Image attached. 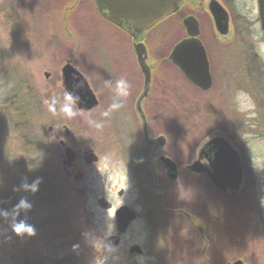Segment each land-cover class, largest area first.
Masks as SVG:
<instances>
[{
  "label": "flooded vegetation",
  "instance_id": "obj_1",
  "mask_svg": "<svg viewBox=\"0 0 264 264\" xmlns=\"http://www.w3.org/2000/svg\"><path fill=\"white\" fill-rule=\"evenodd\" d=\"M241 1L187 0L175 13L157 24L167 25L165 27L174 33L175 44L161 55L162 60L154 61L148 51L152 80L141 112L139 102L145 91V76L136 55L134 37L127 30L106 19L99 12L94 0H70L72 12L81 4H88L89 8L93 9L101 30L115 29L129 40L139 71V84L136 93L130 91L127 97L114 95L109 99L102 92L93 91L98 106L92 111L79 109L77 103L71 102L61 77L63 90L77 112L101 111L103 120L104 112L108 110L114 116L113 120H116V111L110 106L121 104L120 112L131 111L136 122V132L129 131L131 135L126 140L129 154L111 158L103 154L98 129L79 123L36 124L31 135L30 156L33 162L30 182L37 178L41 180L36 194L44 196L49 203L64 202L67 195L73 194L76 196L74 202L79 205L85 203L88 196L107 190L113 194L118 193V197L124 199V190H114L106 179L122 174L124 177L130 176L131 192L135 197L134 205L125 203L116 206L112 199L105 197L98 200L102 208L114 213L118 235L109 237L108 242H114L118 247L133 223L141 220L149 234L142 246H132L129 253L133 257L145 259L143 264H264V218H260V209L255 207L254 202L261 190H264V178H259L255 169L249 166L244 146L238 144L237 138L227 134V128H231L237 137L242 127L241 112L235 101L236 92L243 90L252 94L259 83L258 65L255 62L258 55L254 53L255 44L252 41L255 30H260L264 35L259 3L258 0H251L256 3L257 9L254 12L253 8V12L247 14L239 7ZM215 5L218 6L214 14L212 8H215ZM192 18L198 22L197 39L205 48L213 81L212 86L205 91L187 78L180 65L170 60L175 47L185 40L192 39L193 30L186 26V22ZM147 36L148 34L144 38L145 44ZM115 37L119 38L117 35ZM114 41L123 42L121 37ZM243 47L245 51L246 48L253 51V54L243 55ZM191 54L189 47L188 51L180 54L178 60L181 61L180 57H189ZM69 62L72 63V59L66 60L65 65ZM163 71L166 74L173 73L176 78L173 81L174 86L171 90L160 91V98L154 99V74L165 75ZM47 74L49 77L46 78H51L52 74ZM180 83L184 84L183 88L188 87V92L190 91L196 101L192 103L193 107L189 112L190 123L184 128L188 138L179 140L182 143L177 145L187 142V148H178L175 150L178 153L172 154L174 150L171 148L169 137L161 132L153 121L162 123L165 115H171L173 123L178 121L175 116L179 118V108L172 106L165 110L162 98L171 95L173 98L179 97L182 93ZM56 99L58 102L59 98ZM202 104L204 119L203 123H199L197 120ZM214 109H219L218 113H213ZM216 114V118H213ZM171 129L175 128L171 126ZM176 130L180 133L181 129ZM114 134L113 132L112 135ZM160 137L166 139V146L162 149L157 143ZM110 143L115 146L119 140L116 137ZM67 150L74 153L70 164L67 162ZM163 157L176 164V180L169 179ZM218 160L226 163L223 164L225 168L221 172L217 171ZM228 163L231 165H227ZM228 166L230 172L227 171ZM117 169L120 171H116ZM219 172L221 185L225 189L217 187L212 181V175ZM229 173L230 178L227 177ZM178 183L182 186L179 189L175 187L173 192L170 191V188ZM211 195L218 197L220 203L212 204L209 200ZM251 199L253 201H248ZM122 209L135 216L129 221L124 232H120L117 221V213ZM56 239L59 240L54 242L55 246L60 245L57 242L63 237L56 235ZM86 241L88 250H82L84 242H79L81 248L74 254H66L57 246L54 250L47 251L41 262L94 264L89 258L97 256L93 246L100 240H95L92 236ZM136 246L141 248V253H131V249Z\"/></svg>",
  "mask_w": 264,
  "mask_h": 264
},
{
  "label": "rangeland",
  "instance_id": "obj_2",
  "mask_svg": "<svg viewBox=\"0 0 264 264\" xmlns=\"http://www.w3.org/2000/svg\"><path fill=\"white\" fill-rule=\"evenodd\" d=\"M70 5V0H0V203L4 204L6 210V214L0 216V264H44L41 262L44 255L57 246L66 254H74L81 248L79 242H84L82 250H88L86 240L92 236L95 240H100L93 246L97 256H86L94 264H143L145 259L133 257L129 250L134 245L144 244L149 234L147 227L141 220L134 222L117 247L114 242L107 241L109 237L118 235L114 213L98 203V200L105 197L112 199L116 206L125 203L134 205L135 197L131 192L129 175L106 179L114 190H124V199L119 198L118 193L113 194L107 190L88 196L85 203L80 205L74 202L76 196L73 194L67 195L64 202L49 203L44 196L21 187L25 182L31 183V135L36 124L79 123L98 129L103 154L111 158L129 154L126 140L130 138L129 131L136 132V122L131 111L120 112V108L116 109V120H113L114 116L108 110L104 112L103 120L101 111L80 113L71 106L61 78L66 60L72 59L73 65L86 77L94 92H102L109 99L114 95L118 96L117 81L120 79L126 80L130 85L129 91L136 93L139 71L132 46L125 36L112 28L101 30L97 24L98 19L88 4H81L74 12L70 10ZM239 7L247 14L252 13L253 8L254 12L257 9L256 3L251 0H242ZM165 26L155 25L147 33L145 42L154 61L162 60L161 55L175 44L174 33ZM115 35L121 37L123 42H115V39H119ZM252 41L255 44L254 53L258 55L255 58L259 75L258 88L252 94L243 90L236 92L235 101L241 112L242 127L237 137L231 128H227V134L237 138L238 144L244 146L249 166L262 179L264 35L260 30L254 31ZM242 52L243 55L253 54L248 48L245 51V47ZM163 72L165 75L157 74L158 79L154 74V99L160 98V91L171 90L174 86L176 78L173 73ZM47 73L52 74L51 78H46ZM183 85L180 83L182 93L179 97L173 98L171 95L172 97L162 98L165 110L172 106L179 108V118L175 116L178 120L175 122L179 124L173 123L171 115L164 116L163 124L153 121L169 137L174 150L172 154H177L175 150L178 148H187V142L177 145L182 143L179 140L188 138L185 129L190 123L192 103L196 101L188 92V87L183 88ZM56 98H59L57 111L53 113L49 104ZM65 105L75 113L70 118L62 111ZM107 105L106 101L105 106ZM202 106L203 104L201 113L198 114L199 123H203L204 119ZM217 110L219 111L214 109L213 113ZM217 115H213V118ZM171 126L175 129L172 130ZM177 128L181 129L180 133ZM116 137L119 143L114 146L110 142ZM181 186L178 183L170 191ZM21 199H26L32 207H18ZM209 200L212 204L220 203L219 198L212 195ZM254 202L255 207L260 209V218H264V190H261ZM215 209L218 212V207ZM29 226L35 229V235L24 233L20 236L14 231L15 228L23 231ZM56 235L63 239L57 242L60 245L55 246L54 242L59 240Z\"/></svg>",
  "mask_w": 264,
  "mask_h": 264
},
{
  "label": "water",
  "instance_id": "obj_3",
  "mask_svg": "<svg viewBox=\"0 0 264 264\" xmlns=\"http://www.w3.org/2000/svg\"><path fill=\"white\" fill-rule=\"evenodd\" d=\"M99 12L109 21L117 26L127 30L134 37L136 55L138 57L139 64L143 70L145 76V91L142 95L139 107L141 112L143 100L148 96L151 85V70L148 63L149 54L147 45L144 43L148 31H150L160 21L167 16L175 13L182 3L187 0H94ZM260 17L262 20V28L264 31V0H258ZM217 6L212 8V12L215 14ZM215 9V10H214ZM188 29L193 30L192 39L181 42L174 48L170 56V60L175 64L180 65L181 69L186 74L187 78L202 90H208L212 86V78L209 72V63L206 55L205 48L200 40L197 39L199 35V26L196 19L192 18L186 22ZM191 48L192 54L189 57H180L181 53L188 51ZM49 77V74H46ZM63 84L68 92L71 102L77 103L79 109L85 111H92L98 106V100L88 82L86 77L72 64L67 63L62 69ZM71 94V95H70ZM57 99L54 100L55 110H51L53 113L57 111L56 105ZM148 136V133H147ZM149 138V136H148ZM157 143L160 148L166 146L165 137L157 139ZM74 153L71 150H67V156L69 157L68 163L70 164L73 159ZM219 158V156H218ZM163 162L166 165L167 174L169 179L176 180L178 178L177 166L169 158L163 157ZM217 171H222L225 167L220 160L217 161ZM227 165H231L228 163ZM231 171L230 166L228 170ZM220 172L212 175L213 183L221 188L225 189L221 185ZM230 178V173L227 175ZM0 208L4 209V204L0 203ZM3 214H0L2 216ZM135 216L131 215V212L122 209L117 213V221L119 224L120 232H124L128 227L129 221L133 220ZM117 244V243H116ZM131 253H141L139 246L133 247Z\"/></svg>",
  "mask_w": 264,
  "mask_h": 264
},
{
  "label": "clouds",
  "instance_id": "obj_4",
  "mask_svg": "<svg viewBox=\"0 0 264 264\" xmlns=\"http://www.w3.org/2000/svg\"><path fill=\"white\" fill-rule=\"evenodd\" d=\"M129 89H130V85L128 84V82L126 80L120 79L117 81V94L119 96L127 97L130 94ZM69 98H70V96H69ZM121 107H122L121 104H113L110 106V108L112 110H116V109H119ZM49 109L54 111L55 110V104L50 103ZM62 111L69 118L75 114L72 111V109L67 105H65V107L62 109ZM40 183H41L40 178H37L31 184H28L26 182L23 183L21 185V187L24 188L25 190H29V191L35 193L39 190V184ZM17 206L20 208H24V209H30L32 207V205L26 199H21ZM0 214H6V210H4L3 208H0ZM14 231L16 232L17 235H20V236H23L24 233H27L29 236L35 235V229L31 226L26 227L23 231L19 230L18 228H15Z\"/></svg>",
  "mask_w": 264,
  "mask_h": 264
},
{
  "label": "trees",
  "instance_id": "obj_5",
  "mask_svg": "<svg viewBox=\"0 0 264 264\" xmlns=\"http://www.w3.org/2000/svg\"><path fill=\"white\" fill-rule=\"evenodd\" d=\"M3 201V200H2ZM5 205H7V203L4 201Z\"/></svg>",
  "mask_w": 264,
  "mask_h": 264
}]
</instances>
